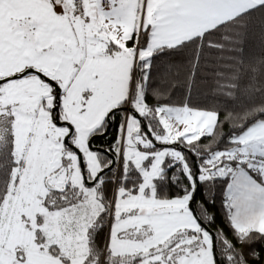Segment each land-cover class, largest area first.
Segmentation results:
<instances>
[{
	"label": "snow or ice",
	"instance_id": "6c2138e0",
	"mask_svg": "<svg viewBox=\"0 0 264 264\" xmlns=\"http://www.w3.org/2000/svg\"><path fill=\"white\" fill-rule=\"evenodd\" d=\"M253 39L264 48V0H0V264L256 257L264 51L250 53ZM185 67L182 85L154 87ZM198 75L215 102L172 103ZM201 186L211 205L219 190L231 239L212 229Z\"/></svg>",
	"mask_w": 264,
	"mask_h": 264
},
{
	"label": "trees",
	"instance_id": "16d2710c",
	"mask_svg": "<svg viewBox=\"0 0 264 264\" xmlns=\"http://www.w3.org/2000/svg\"><path fill=\"white\" fill-rule=\"evenodd\" d=\"M248 48L250 53L253 54L254 56H259L261 52L264 51V48L260 46L259 41L257 39L250 40ZM175 59L183 61L187 59V55L179 56L176 57ZM158 71L161 74L164 72V68L162 65ZM185 74H186V67L185 70L181 71L179 76L165 78L161 75L156 80L154 87H158L161 90H164L169 86L170 80H176L179 84L182 85L185 79ZM261 79H264V76H262ZM186 95L188 100L194 105L201 107L211 106L215 102L214 85L212 80L205 79L198 75L195 79V85L192 88L190 95L187 94V89L185 87L183 86L177 87L176 89L173 90L171 96V102L175 104H180L185 101ZM221 115L223 118V112L221 113ZM223 131L224 132L229 131V123L224 124ZM115 137H116V125L112 126L111 131L109 132L108 135H106L103 138H98L94 140L95 146L101 150L107 149L113 143ZM205 142H207V138H205ZM170 192L174 194V190H170ZM111 195H112V190L111 188H109L108 196L111 197ZM208 199H211V197H208L206 199L204 187L201 186L197 200L201 201L208 208V211L215 215V223L211 226L212 229L214 230L216 228H222L224 232L227 233L229 238L231 239L233 233L230 230V227L227 222V217L225 215V210L222 206L221 195L219 190H217L215 194L214 205L208 204ZM107 231L108 229L107 227H105L104 230L99 234L98 243H103L104 239L107 236ZM233 243H235V240H233ZM237 246L239 247V245ZM250 247L254 248L258 253V255L256 257H248V264H264V241H257L255 244L251 245Z\"/></svg>",
	"mask_w": 264,
	"mask_h": 264
},
{
	"label": "water",
	"instance_id": "95a60500",
	"mask_svg": "<svg viewBox=\"0 0 264 264\" xmlns=\"http://www.w3.org/2000/svg\"><path fill=\"white\" fill-rule=\"evenodd\" d=\"M111 128H112V127H111ZM110 131H111V129H110ZM110 131H109V132H110ZM103 137H105V136H103ZM103 137H97L96 139H98V138H103ZM96 139H95V140H96ZM100 150H101V149H100ZM198 194H199V192L197 193L196 199L198 198Z\"/></svg>",
	"mask_w": 264,
	"mask_h": 264
},
{
	"label": "flooded vegetation",
	"instance_id": "af4514ba",
	"mask_svg": "<svg viewBox=\"0 0 264 264\" xmlns=\"http://www.w3.org/2000/svg\"><path fill=\"white\" fill-rule=\"evenodd\" d=\"M94 145H95V142H94ZM95 148H97L96 146H95ZM98 149V148H97Z\"/></svg>",
	"mask_w": 264,
	"mask_h": 264
}]
</instances>
